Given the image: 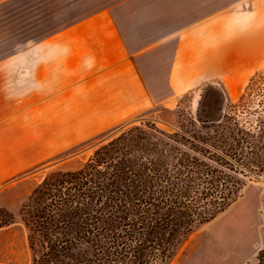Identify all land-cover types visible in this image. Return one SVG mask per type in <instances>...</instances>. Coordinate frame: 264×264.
I'll list each match as a JSON object with an SVG mask.
<instances>
[{
  "label": "crops",
  "instance_id": "1",
  "mask_svg": "<svg viewBox=\"0 0 264 264\" xmlns=\"http://www.w3.org/2000/svg\"><path fill=\"white\" fill-rule=\"evenodd\" d=\"M262 53L264 0H0V183Z\"/></svg>",
  "mask_w": 264,
  "mask_h": 264
},
{
  "label": "trees",
  "instance_id": "2",
  "mask_svg": "<svg viewBox=\"0 0 264 264\" xmlns=\"http://www.w3.org/2000/svg\"><path fill=\"white\" fill-rule=\"evenodd\" d=\"M183 119L115 129L80 168L47 174L20 209L31 264H169L239 198L263 170L264 70L235 102Z\"/></svg>",
  "mask_w": 264,
  "mask_h": 264
},
{
  "label": "rangeland",
  "instance_id": "3",
  "mask_svg": "<svg viewBox=\"0 0 264 264\" xmlns=\"http://www.w3.org/2000/svg\"><path fill=\"white\" fill-rule=\"evenodd\" d=\"M263 70L264 53L244 65L242 74L230 81L207 83L181 96L171 107L157 106L138 114L0 183V225L5 223L0 226V264H31L27 228L20 209L47 174L80 168L115 129L154 126L170 131L179 125L181 118L194 117L202 109L224 108L235 102L250 78ZM261 252V264H264V162L262 172L246 180L241 196L213 220L197 227L169 264H258Z\"/></svg>",
  "mask_w": 264,
  "mask_h": 264
}]
</instances>
